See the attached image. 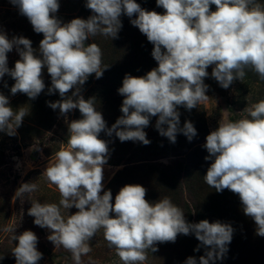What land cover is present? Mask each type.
<instances>
[{
	"label": "clouds",
	"instance_id": "9594fccd",
	"mask_svg": "<svg viewBox=\"0 0 264 264\" xmlns=\"http://www.w3.org/2000/svg\"><path fill=\"white\" fill-rule=\"evenodd\" d=\"M27 17L33 31L43 34L39 48L24 36L9 38L0 30V80L7 74L15 83L10 92L36 99L46 88L43 74L51 78L49 95L61 99L46 101L59 109L67 122V147L55 153V160L44 176L58 189L59 203L31 201L28 215L34 224L50 230L47 239L72 254L75 264L91 251L90 241L103 229L104 239L115 248L122 264H143L147 253L157 252L158 244L175 243L178 235H194L204 248L197 260L189 256L184 264H216L229 251L234 228L219 220L188 222L183 209L169 197L148 201L147 189L140 184H125L114 197L105 190L104 168L109 160V142L99 138L104 132L121 141H151L144 131L152 117L155 128L171 143L183 134L189 142L197 136L190 120L181 127L178 108L191 111L206 101L209 77L221 88L243 81L245 69L264 80V2L261 0H156L163 13L142 8L136 0H86L92 14L64 23L56 13L59 0H9ZM216 10L211 11L210 6ZM122 16L130 19L153 45L151 56L157 62L143 76L125 74L117 89L124 97L118 117L111 125L97 110L95 97L85 99L82 86L90 76H103L109 66L102 65V50L90 37L118 38ZM135 16V18H133ZM19 59L9 68L7 54L13 49ZM38 50V51H37ZM4 87H8L4 83ZM69 93H71L69 95ZM78 109L80 119L68 121V113ZM249 118L219 122L202 145L211 161L205 183L217 192L227 189L239 196L243 214L255 222V234L264 237V100L245 109ZM27 112L14 110L0 92V132L15 136ZM34 183H22L17 195L36 190ZM77 209L70 214L69 209ZM63 210L67 211L65 217ZM5 231H12L5 229ZM12 255L16 264H39L43 253L37 248L38 236L31 230L14 234Z\"/></svg>",
	"mask_w": 264,
	"mask_h": 264
},
{
	"label": "rangeland",
	"instance_id": "374dc122",
	"mask_svg": "<svg viewBox=\"0 0 264 264\" xmlns=\"http://www.w3.org/2000/svg\"><path fill=\"white\" fill-rule=\"evenodd\" d=\"M136 2L147 10H155L158 13L164 12V9L156 6V0H136ZM85 3L86 0H59L60 8L56 16L64 23L77 17L87 19L92 12L90 10L84 17L87 10ZM210 10L215 11L216 6L211 5ZM6 11L10 12L6 21H10L14 14L19 15L18 8L13 6L9 0H0V24L5 19L3 14ZM18 20L17 22L21 21L28 25L26 26L28 32H32L33 28L30 22H27L29 21L27 17L21 15ZM121 21L123 27L119 31L121 33L119 42L122 40V35L124 40L133 36L132 29L138 31V34L134 33V41L138 44L135 56L133 54L129 57L130 54H127L126 49L129 48L127 42L123 45L117 43L115 46L112 39L103 35L98 34L90 37L86 43H96L101 48L103 55L106 54L107 56L108 64L105 63V65L116 67L121 64H133L140 76H143L158 66L151 56L153 45L147 41L146 36L141 34L138 28L131 25L127 16H122ZM2 25H0V30H3ZM3 31L5 32V30ZM23 33H26L25 29ZM34 34L36 33L34 32ZM41 34H37L35 40L32 41L34 49L39 48V42L43 36ZM16 35L19 36V34ZM140 48L143 50L141 51ZM146 49L148 51L144 52ZM19 58L18 52L13 53L12 50L8 55L9 68L14 67ZM207 71L209 77L204 82L209 85L206 93L209 98L191 111L183 107L178 108V111L185 109V114L187 113L184 120L180 121L181 126L187 120L185 117H188L192 123L194 122L193 124L202 126V131L209 134L218 127L219 122L250 119L245 109L260 100H264V80H260L253 70L245 69L246 75L242 82L236 80L228 89H223L211 78V66ZM95 80L97 79L94 75L90 77L89 81L91 82L87 80L82 86L83 96L93 97L95 91L98 90L94 84ZM5 82L8 87H4ZM44 82L46 84L45 90L32 100L22 93H17L14 96L11 94L10 88L15 81L7 74L0 80V92L9 98L10 106L14 110L22 107L28 114L22 125L16 130L15 136H8L6 133L0 132V264H16L15 257L12 255V249L16 242L12 240V237L14 234L19 235L25 230H31L38 236L37 248L43 253V259L39 261V264H75L71 252L62 246L55 248V245L47 239V236L51 234L50 230L35 225L34 217L27 214L31 207V201L38 200L41 203L58 204L61 198L56 186L50 184L43 173L45 168L54 162L55 153L62 147H67L68 125L65 118L60 116L59 109L52 110L46 104V101H56L58 92L49 95L47 89L51 86V78L45 79ZM115 88L117 87H114V90ZM113 98L114 101L111 102L115 105L118 100L115 101L116 97ZM95 104L97 110L101 111L108 127L115 123L117 116H121V114H116L115 106V108L113 106L111 108L99 100L95 101ZM181 117L182 114L180 119ZM67 118L68 121L80 119L79 110L71 111ZM115 137V134L109 137L106 133L101 132L99 138L111 140ZM109 149L110 155L117 156V158L118 154L124 156L122 160L129 157L128 148L126 151H120L118 148ZM176 160L179 159L162 158L156 160L155 164L164 167L171 166L175 169L177 163L174 164V162ZM180 160L183 161V159ZM210 163L211 161L205 160L199 183H196V180H192V176L188 175L189 181L186 184H181L182 187L177 185L176 182L180 183L177 181V177L176 181L172 180V183L168 180L155 185L154 179L150 177L157 175L154 168L150 167L148 170L132 169L133 167L123 168L122 163L120 166L105 165L103 183L105 190H111L113 202L116 193L125 184H140L147 189L145 198L148 201L170 197L175 205L183 209L188 222L198 223L206 219L210 223L217 220L230 223L234 228V233L232 241L228 245L229 251L225 258L216 261V264H264V237L255 234V222L243 214L239 196L227 189L217 192L205 183L203 176L206 174ZM165 173L166 170H164ZM144 179L147 181H143ZM22 183H34L37 186L36 190L30 194L18 196L16 192ZM171 184L174 186L173 189L169 188ZM76 211L77 209L74 207L69 209L70 214ZM62 212L67 217V211L62 209ZM6 228L12 231H5ZM89 243L91 251L87 255H82V264H122L115 248H110L104 239L103 229H100ZM199 243L194 235H178L175 243L158 244L159 250L157 252L148 251L147 260L143 264H184L189 256H194L198 260L204 254V248L198 252L194 251ZM2 256L4 258H1ZM6 260L9 263H6Z\"/></svg>",
	"mask_w": 264,
	"mask_h": 264
},
{
	"label": "trees",
	"instance_id": "16d2710c",
	"mask_svg": "<svg viewBox=\"0 0 264 264\" xmlns=\"http://www.w3.org/2000/svg\"><path fill=\"white\" fill-rule=\"evenodd\" d=\"M89 11L90 9L86 10V15H84V17L87 16ZM9 13H10L9 11H6L5 14H3V16H5V19L1 21L2 22L1 24H3L1 28L3 27V30H5L8 37L12 38L13 36H18L16 34H19V36L26 35L24 37L30 39L31 41L35 40L37 33L34 34L33 30L32 32H28V29L26 28V26L28 25L23 24V22L21 21L17 22L19 21L18 19L21 18L20 14L19 15L14 14V16H11L10 21H6V18L8 17ZM128 20L130 21L129 18ZM24 29L26 30V33H23ZM131 31L133 33V36H129L128 39L124 40V37L122 35V40L120 42H119V35L121 33H118L117 39H112L111 37H108L109 39H112L114 41L115 46L117 43L119 45L120 44L123 45L125 44V42H127L129 48L126 49V51L128 55L130 54L129 57L133 54L135 56V53L137 52L136 46L138 45L136 41H134L135 40L134 33L138 34L137 33L138 31L136 32L135 29H132ZM42 39L43 36H41V40ZM140 50L142 51L143 48H140ZM147 51L148 49L144 50V52ZM16 52L17 51L14 48L13 53ZM9 54L10 52L7 54V57ZM106 58L107 56L106 54H104L102 56V65H101L102 68L105 66V63L108 64ZM135 68L136 67L133 64H126V65L121 64V65H117L116 67L109 66V68L104 71L102 78L95 80L94 84L97 86L98 89L97 91H95V94L93 95V97H95V101L99 100V102L101 101L105 102V104L107 106H110L111 108L115 106L116 108L115 107L114 108L116 110V114L122 115V113L120 112V107L124 97L119 95L116 90L122 86V81L126 73L132 76H140V73L137 72ZM94 75L95 74H93L92 76ZM49 77L50 76L48 75L47 70L45 69L44 80ZM90 77L88 81L90 80ZM114 87L117 88H115L114 90ZM84 97L85 99L89 98L86 95H84ZM113 97H116L115 101L118 100L117 104L115 103V105H113V103L111 102L114 101ZM59 99L61 98L59 94H57V100ZM179 111L182 114L180 121H183L184 116L187 113L185 114V109ZM157 118L158 117H152L150 121V125L144 129V131L147 133V138L151 141L149 145H143L140 142H133V141L121 142L117 137L112 138L111 140L107 139L106 141L110 143L108 144L109 148H118L120 151H126V148L129 149L128 150L129 157L126 158L125 160H122V158L124 157L122 156V154H118V158L117 156H113L109 154V160L107 164L110 166H120V164L122 163V165L124 166L123 168L133 167L132 169L136 168L137 170H148L150 169V167L152 169L154 168V170L157 171V175L150 177L154 179L155 185L164 183L165 181L168 180H170V182L172 183V180L176 181V177H177V181H180V183L178 182L176 183L178 186L182 187L181 184H186L189 181V177L187 178L188 175L192 176V180H196V183H199L200 177L202 176L204 170V166H203V164L205 163L204 157L206 156V149H204L202 145L206 142L205 138L208 135V133L202 131L203 129L202 126L198 124H194L197 130V136L194 137L191 142H189L183 134H178L176 143L173 144L168 140L167 137L161 136L159 132L156 130L155 123ZM185 118L189 120L188 117ZM152 126L154 127L152 128ZM162 158H174L179 160L183 159V161L176 160L174 162V164L177 163L175 165V169L172 168L171 166L164 167L155 164L156 160ZM164 170H166L165 174H164ZM143 181H147V179H144ZM169 188L173 189L174 186L171 184L169 185ZM1 258H4V256H2ZM6 263H9V261L6 260Z\"/></svg>",
	"mask_w": 264,
	"mask_h": 264
}]
</instances>
